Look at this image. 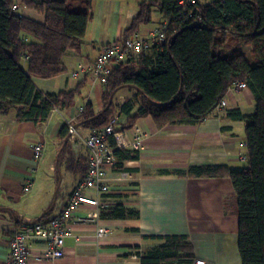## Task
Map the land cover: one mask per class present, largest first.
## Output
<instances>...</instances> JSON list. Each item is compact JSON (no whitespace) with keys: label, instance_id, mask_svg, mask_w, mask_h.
<instances>
[{"label":"crops","instance_id":"1","mask_svg":"<svg viewBox=\"0 0 264 264\" xmlns=\"http://www.w3.org/2000/svg\"><path fill=\"white\" fill-rule=\"evenodd\" d=\"M67 1L74 9H80L83 2ZM145 1L150 0H92L93 20L81 53H69L64 60V74L52 79H34L38 89L50 95L80 87L73 107L52 111L47 122L40 125L18 122L15 111L7 117L0 116V264L6 263L10 241L21 222L41 219L46 222L60 214L84 178L79 159L88 157V152L83 129L78 124L79 115L87 102L93 105L95 113L103 110L104 86L90 73L80 74L77 79H72L71 74L79 65L93 63L109 44L121 41L123 32L137 18L139 5ZM20 12L26 18L45 23V17L35 10L27 8ZM165 22L155 10L152 23L139 32L157 29ZM132 93L135 91L121 90L118 102L124 103ZM225 100L226 105L198 126L173 125L159 129L152 118H142L129 127L127 117L119 116L116 132L124 139L125 150L133 151L134 134L139 130L140 159L125 164L132 170L127 172L130 178H123L124 172L116 170L115 162L107 176L111 190L104 199L109 203L107 207L123 200V206L137 210L139 218L102 220L100 209L84 208L80 213H97L98 221L88 225L70 222L71 236L65 241V257L41 264H142L138 256L131 254V248L138 247L143 254L160 246L163 243L160 238L167 236L187 237L195 260L242 264L236 194L231 179H191L176 174L190 167H227L232 171L247 167L246 125L230 117L229 112L239 109L249 116L256 104L250 90L229 91ZM64 124L72 126L71 149L65 155L59 141ZM38 144L44 146L40 161L33 156V148ZM163 172L169 175H159ZM27 185H31L29 194L24 193ZM40 245L38 241L30 243L34 252ZM31 264L37 263L31 260Z\"/></svg>","mask_w":264,"mask_h":264},{"label":"trees","instance_id":"2","mask_svg":"<svg viewBox=\"0 0 264 264\" xmlns=\"http://www.w3.org/2000/svg\"><path fill=\"white\" fill-rule=\"evenodd\" d=\"M16 4L17 0H0V116L15 111L18 122L40 125L47 122L52 111L73 107L80 95V87L58 95L43 93L34 79L64 74L69 53H81L93 20L92 0H83L80 9H74L67 0H22L21 6L45 17L43 24L13 11ZM155 10L168 23L166 44L154 46L117 67L104 86L103 110L97 114L87 102L79 115V127L91 131L113 124L117 130L121 115L127 117L129 127L142 118H152L159 129L198 126L219 109L236 82H245L253 95L255 111L245 116L234 109L229 115L246 125L247 167L241 171L190 167L176 174L191 179H231L242 264H264V0H213L200 3L190 15L177 9L174 0L145 1L122 40L150 25ZM242 45L251 48L252 59L242 51ZM123 89L135 93L120 104L117 96ZM71 137L72 126L64 124L59 133L63 155L70 153ZM110 146L116 170L132 172L125 164L138 161L140 154L119 149L114 138ZM79 160L83 177L88 157ZM122 203L100 209V219L139 218L137 210ZM160 240L163 243L148 252L141 254L136 247L131 248V254L142 264L194 263V250L187 237Z\"/></svg>","mask_w":264,"mask_h":264},{"label":"built area","instance_id":"3","mask_svg":"<svg viewBox=\"0 0 264 264\" xmlns=\"http://www.w3.org/2000/svg\"><path fill=\"white\" fill-rule=\"evenodd\" d=\"M174 3L177 9L190 15L201 2L200 0H174ZM22 9L26 10L27 8L19 3L13 7V11L16 12ZM167 27L168 23L165 22L157 29L144 33L137 32L124 41L109 44L100 51L93 63L79 65L76 71L72 72L71 78L77 79L80 74L90 73L97 78L102 86H105L113 71L130 58L150 50L154 46H164ZM24 61L27 62L28 58L25 57ZM229 91L240 93L249 91V88L245 82L238 81ZM224 105H226V100L221 103L219 108ZM83 111L84 108L81 109V113ZM134 137L135 142L132 144V149L138 152L142 145L139 130L135 132ZM111 138H114L119 149L126 147L124 139L116 132L113 124L90 131L85 140V147L88 152V168L84 178L69 196L65 208L60 214L46 222L43 220L38 222L23 220L19 230L10 241V253L5 264H31V260L41 264L61 260L66 255L65 241L71 236L70 222L88 225L98 221L97 213H80V211L84 208L99 210L109 205L103 196L110 193L111 188L107 183V176L113 171L116 162L114 149L110 146ZM33 150L34 159L36 161L42 160L44 146L38 144L34 146ZM130 177L129 173H123V178ZM30 190L31 185H27L24 188V193L29 194ZM32 241H38L41 244L36 252L30 247ZM193 264L212 263L197 259Z\"/></svg>","mask_w":264,"mask_h":264},{"label":"rangeland","instance_id":"4","mask_svg":"<svg viewBox=\"0 0 264 264\" xmlns=\"http://www.w3.org/2000/svg\"><path fill=\"white\" fill-rule=\"evenodd\" d=\"M209 1H212V0H209ZM242 50H243V52L244 53H246L249 57H250V59H252V56H251V48L250 47H247L246 45H242V48H241ZM25 66V65H24ZM133 94V93H132ZM131 94V97L133 96ZM126 96H128V95H126ZM83 132H84V134H82V138H83V140L85 141L86 140V138L88 137L87 135L89 134V130H87V129H83ZM81 142V141H80ZM81 145H82V142H81ZM65 192V189H63L62 191H61V196H64L63 195V193Z\"/></svg>","mask_w":264,"mask_h":264}]
</instances>
